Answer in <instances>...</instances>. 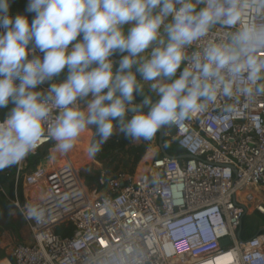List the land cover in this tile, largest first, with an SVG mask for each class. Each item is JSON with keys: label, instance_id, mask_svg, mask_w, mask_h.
Masks as SVG:
<instances>
[{"label": "clouds", "instance_id": "9594fccd", "mask_svg": "<svg viewBox=\"0 0 264 264\" xmlns=\"http://www.w3.org/2000/svg\"><path fill=\"white\" fill-rule=\"evenodd\" d=\"M13 2L0 0V171L46 139L68 154L91 133L93 158L117 131L151 143L210 106L264 98V0H26L12 15Z\"/></svg>", "mask_w": 264, "mask_h": 264}, {"label": "built area", "instance_id": "2783aa9c", "mask_svg": "<svg viewBox=\"0 0 264 264\" xmlns=\"http://www.w3.org/2000/svg\"><path fill=\"white\" fill-rule=\"evenodd\" d=\"M175 129L190 158L152 157L141 172L118 171L106 190L88 187L71 152L58 160L50 139L30 154L47 149L46 164L29 155L0 171L14 181L10 200L31 236L10 264H264V231L246 242L238 234L245 216L264 214V98H241L232 112L218 103ZM0 192L8 196L1 179ZM25 203L47 218L25 220Z\"/></svg>", "mask_w": 264, "mask_h": 264}, {"label": "trees", "instance_id": "16d2710c", "mask_svg": "<svg viewBox=\"0 0 264 264\" xmlns=\"http://www.w3.org/2000/svg\"><path fill=\"white\" fill-rule=\"evenodd\" d=\"M26 0H14L11 5L10 14L15 15L17 13H24ZM26 14V13H25ZM31 15L29 20L31 21ZM116 58H120L117 54ZM139 101V97H137ZM7 109H1L0 117L3 118ZM158 134V133H157ZM98 136H93L92 141H98ZM171 142L168 145L171 147L172 154L181 155L183 151L179 146L173 142L171 137L166 136L164 143ZM165 149L170 152L167 148ZM147 151V147L144 144L135 145L131 138H126L119 131L115 132L114 135L106 142L101 145V150L93 157L96 161L102 163L101 169H92L91 172L81 171L82 176L85 178L86 184L89 188H97L98 190L104 189L107 181L114 176L118 171H125L134 173L137 171L138 166L142 162ZM41 154H36L39 156ZM38 163L31 162V164ZM0 179L5 183L7 194L0 192V236L8 229L12 228L18 230L14 215L12 211L15 210V206L10 199L15 197V185L14 181L10 180L6 175L0 174ZM18 194L22 202L25 201L23 196V186L20 183L18 188ZM263 216L264 214L259 213ZM253 216H245L242 220L240 239L243 242L253 239L260 231L259 222L253 220ZM58 233L65 234L66 231H62V228L57 229ZM7 257L6 253L0 248V260ZM12 261L13 257H9Z\"/></svg>", "mask_w": 264, "mask_h": 264}, {"label": "rangeland", "instance_id": "374dc122", "mask_svg": "<svg viewBox=\"0 0 264 264\" xmlns=\"http://www.w3.org/2000/svg\"><path fill=\"white\" fill-rule=\"evenodd\" d=\"M167 148L170 151V153H173V151L170 150L171 147L169 145L167 146ZM70 152L73 153L74 149L71 150ZM49 157H50V154L48 153V150L44 149L41 152V155H39V156L30 155L29 160H30V162H35L37 160L38 163L46 164L49 160ZM101 164H96L93 161L86 162L84 165L81 166V171L91 172L92 169H101V168H98V167H101ZM144 169H145V166L140 165V167L137 168V171L141 172ZM101 190H106V186L104 189H101ZM263 196H264V194H263ZM12 213L14 215V220L16 222L18 230L8 228L0 236V248L7 255V257H4L0 260V264H10L11 260L9 259V257L12 256L13 247L18 243L27 242L31 239L29 228L26 225V223L24 222V220L22 219V217L15 210L12 211ZM247 216H253L252 217L253 220L259 222L260 228H262V230L264 231V218L262 215H260L259 213H252V214H249ZM13 261H14V259L12 260V262Z\"/></svg>", "mask_w": 264, "mask_h": 264}, {"label": "crops", "instance_id": "0c3cea01", "mask_svg": "<svg viewBox=\"0 0 264 264\" xmlns=\"http://www.w3.org/2000/svg\"><path fill=\"white\" fill-rule=\"evenodd\" d=\"M92 138H93V135L91 133L87 134L83 138V145H82L81 149L79 150L80 153H82V155H84L86 157H87V155L85 153V147L92 140ZM169 143H171V142L164 143L165 147ZM133 144H135V145L144 144L147 147L146 154H145L144 158L142 159V162L140 163V165L144 166L145 161L151 159L152 157L162 155L161 150L159 149V145H158V134L156 135V137L153 139V141L151 143L145 142V141H133ZM53 154L58 158V160H60V158L62 157V155L60 153H58L56 150L53 151ZM71 154L72 155L74 154L75 156H77V155H79V152H77V150L74 148V152ZM89 161H93L96 164H101L100 162L96 161L94 158H90V160L88 159L86 162H89ZM85 163L78 164L77 166L81 167ZM140 165L138 166V168L140 167ZM102 167H103V165L101 164V167H98V168H102Z\"/></svg>", "mask_w": 264, "mask_h": 264}, {"label": "water", "instance_id": "95a60500", "mask_svg": "<svg viewBox=\"0 0 264 264\" xmlns=\"http://www.w3.org/2000/svg\"><path fill=\"white\" fill-rule=\"evenodd\" d=\"M78 39H79V38H78ZM110 58H112V59H114V60H118V59H119V58H116L115 56L110 57ZM58 79H63V76L60 77V78H58ZM137 102H139V101L137 100ZM175 134H176V129H175V127H174V128H168V127H165L161 132H158V145H159V149L161 150L162 155L165 156V157H173L174 155H173L172 153L168 152V151L165 149L164 139H165L166 136H168V137H173V136H175ZM177 157H178V158H190L191 155L186 153V154L178 155ZM241 230H242V228L240 227V229H239V231H238V234H239V235H240V233H241ZM262 231H263V230L260 229V231H259L258 233H261ZM229 242H230L229 238H225V239H223V240L221 241V245H222V246H226V245L229 244Z\"/></svg>", "mask_w": 264, "mask_h": 264}, {"label": "bare ground", "instance_id": "6f19581e", "mask_svg": "<svg viewBox=\"0 0 264 264\" xmlns=\"http://www.w3.org/2000/svg\"><path fill=\"white\" fill-rule=\"evenodd\" d=\"M82 145H83V139H82L81 143L78 144V145L75 147V149L77 150V152H79V155H77V156H75L74 154L71 155L72 158H73V160L76 162L77 165H78V164H83V163H85L88 159L90 160V158H88V157L82 155V153H80L79 150L81 149ZM61 155H62V154H61Z\"/></svg>", "mask_w": 264, "mask_h": 264}, {"label": "flooded vegetation", "instance_id": "af4514ba", "mask_svg": "<svg viewBox=\"0 0 264 264\" xmlns=\"http://www.w3.org/2000/svg\"><path fill=\"white\" fill-rule=\"evenodd\" d=\"M119 55V54H118ZM120 56V55H119Z\"/></svg>", "mask_w": 264, "mask_h": 264}]
</instances>
